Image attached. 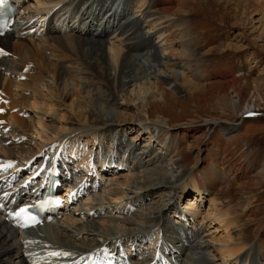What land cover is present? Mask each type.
I'll return each mask as SVG.
<instances>
[{
  "label": "bare ground",
  "instance_id": "1",
  "mask_svg": "<svg viewBox=\"0 0 264 264\" xmlns=\"http://www.w3.org/2000/svg\"><path fill=\"white\" fill-rule=\"evenodd\" d=\"M36 1L10 0L11 5L19 6L14 14L16 20L8 25L11 28L14 27V30L10 31L12 34L5 32L3 35L7 34L5 36V38L7 37L6 42L0 40L2 46L0 51L6 57L0 56V58H4L0 61V66L3 68L4 75L8 74V77L1 76L2 80H0V120L9 124L11 128L24 129L26 122L24 118L20 117L22 112L15 100L14 96L16 94L13 92L14 88L19 86L18 84H22L19 82L17 75L26 79L24 81L25 86L34 85L41 89L47 87L45 81L46 76L49 75L56 93L50 105L45 109L46 113L49 112V115L51 113L47 118L48 120H46L49 123L45 128L55 130V132L46 134V136L43 135L44 137L41 136L45 145L43 153L38 152L36 154L34 150L25 149L24 145H20L23 142L21 143L19 139L16 142L20 143L16 151H23L25 153L24 157L27 156V158H16L13 156L15 151L13 147L0 143V164L7 162L12 167L16 166L11 168L7 174H0V264L17 256L19 253L16 247L20 238L22 240L28 238L23 237L21 228L13 229L8 226L7 221L3 219V208H15L21 202L28 201L29 198H39L42 192L43 180L54 181L57 179L59 185H65V187L63 194L59 192V189H51L61 200L55 202L54 206L51 204L45 205L44 209L40 210L42 218L48 214L52 217L61 215L63 219L59 221L62 225L74 227L75 224L81 223L82 217H94L91 211L97 210L98 207H92L93 198L88 195V192H81L84 188L82 190L70 189L71 182H73L72 174L74 173H76L77 178H83L84 181L88 182L92 181L94 184L103 181L108 198L112 201V207L114 208L123 209L124 207H130L131 204L134 206L135 203H138L140 207L141 205L144 206L138 214L142 218L141 222L145 225L143 231L151 229L150 226L156 224L164 235L166 231L163 229L168 228L169 215L178 218L174 220L175 222L171 220L173 227L176 226L177 230H181L178 237L176 234L177 239L171 237L167 242L163 239L162 241L160 238L156 242V237L146 236L147 246L141 244L144 238L143 234L147 231L141 232L129 228L126 235L110 239V237L104 235L105 232H100L98 227L94 226V221H90L87 224L90 228H87L86 232L91 234L92 238L89 239L88 244L101 243L99 241L103 239L107 242L117 240L111 252L120 250V258L113 257L111 259L110 257L107 264H151L153 261L152 264H173L178 257H182V248H185L182 238H185L184 240L189 241L191 244L193 243L191 251L194 254L208 249L210 242L198 240L197 232L200 228L206 231L207 229L204 228L212 222L217 227L222 226L226 229V232L232 228L233 231L229 234L226 233V240H223V243L218 241L220 244L210 258H208L206 252V254L203 253L202 261H205L206 264L209 263L207 261H212L214 264H264V231L257 230L254 239L249 243V250L246 251V254H242V250L248 242L246 237L243 236L242 228L236 229L239 220L232 215L231 207L233 204H230L232 200H228L230 188L225 178L218 175V172L209 166L204 168L195 166V168L185 170L182 163L177 160L176 154L172 156L168 154V149L171 148L172 143L169 138L170 130L166 127L168 126L167 122L158 118L159 116L156 117L157 119H151L147 114L149 103L153 101V98L173 99L175 93L184 85H187L191 91L198 89L199 78L196 71L203 64V61L195 50L194 39L189 33L190 25L188 26L187 22L180 20L176 9H174L178 5L184 7L185 2L183 0ZM51 10L52 13L50 14ZM47 13H49L48 17H46ZM122 13L129 15H127V19H123V25H118L119 22L116 23V19ZM95 18L97 21H94ZM61 27L70 28V30L73 29L85 35L82 40L80 36L74 37V51L60 40L58 34H55L62 32L59 31L62 30ZM33 30H41L43 35L44 33L47 34L46 38L42 39V44H46L45 48L47 50L51 49L58 60L67 58L71 63H73L72 60H80L82 64H85L79 56L77 48L82 47L83 41L86 45H89L97 61H100V65L105 69L104 77L101 78V81L99 80L104 88H96L91 79L88 85L90 87L86 91L88 94L86 99L75 88L78 77L75 74L71 75L72 71L67 74L61 61L57 62L58 65L55 66L54 71L49 70L47 62L44 60L47 59V56L42 54V51L45 50L42 47L29 45L25 39H22L27 37L31 41ZM74 64L73 67L75 68L76 64ZM26 68L28 69L26 70ZM75 73L78 74L77 70ZM64 74L70 76L65 78L62 85V75ZM94 77L99 79L98 76ZM229 82L234 90L238 89L236 77L232 76ZM71 95L76 97L77 101L73 98L67 104V100ZM34 97L36 96L34 95ZM31 105L33 108H37L34 101L31 102ZM103 105L105 106L104 115L99 111L100 106ZM256 105L247 102L241 111V115L248 114L252 111L251 107ZM130 106L143 114L135 116V120L140 123L137 133L142 135L140 132L142 129H145L147 133L149 132V134H146V140L142 145L132 139L124 144L117 138L118 133L121 130L124 132L126 127H118L117 125L114 130L106 128L99 130L100 127L112 124L106 118L116 121L124 119V117L120 118L124 113L123 108H130ZM59 110L62 112H59ZM5 112L6 114H4ZM37 118H40V114L37 115ZM43 123V121L38 122V126L42 128ZM31 127L36 128L35 126ZM68 132L76 134L73 141L66 140L70 134ZM91 137L96 138L89 140ZM52 140L58 141L53 144L51 143ZM58 143H60L61 148L58 149V152H55ZM78 143L79 147L77 146ZM153 144L160 146L161 152L157 155L149 153V149ZM94 145L95 148L99 147L101 151L103 150L104 158L96 160L89 158L86 150L89 149V146L93 147ZM38 154L40 157H38ZM43 155L47 157L42 160ZM29 156H31L30 159ZM13 158L19 161L16 163L17 165L13 163ZM37 161L42 164L43 169L41 168L39 171L32 170L31 165H34ZM125 162L131 163L137 174H134L128 168L123 172L122 168H126ZM48 165L53 169V173L56 171L55 177L57 178L52 176L50 170L46 172ZM110 171H121L125 174L117 173L118 175L102 177L105 172ZM187 171H189L187 177L182 179ZM71 172L73 173L71 174ZM63 182L68 184H63ZM190 189L193 195H188ZM153 190L157 192L162 190L163 194H174L176 190L171 205L161 214L162 218L158 216L161 208L156 205L157 200L151 196ZM206 194L210 195L208 197L209 204L204 213L205 215H199V224L196 226L198 230L195 231L190 224L196 225L195 217H197L198 208H191L196 205V198L199 199ZM52 195L49 191L43 197L51 198ZM128 195L132 196L128 197ZM188 196L196 198H191L192 201L187 203ZM23 197H26V199L23 200ZM181 200H183V204L185 202V205L180 209L177 205ZM116 202L118 203L116 204ZM73 203L75 205L70 208L69 205ZM90 204L91 207H89ZM176 229H173L172 232H176ZM37 230H32L31 234L42 241L38 236L40 230L38 232ZM66 237L67 240L61 239L62 245L59 246L67 248L72 243L71 239H76V236L70 233ZM229 238L232 243L229 242ZM228 239L229 243L227 244ZM30 241L29 243L33 244V240L30 239ZM41 241H37V243L42 246L45 245L46 248L44 247L43 251L40 250L37 255L36 253L33 254L35 250L32 253L30 252L29 255L19 254L20 262L18 264H41L39 263L40 258L45 256L55 261L51 264H81L83 262V258L78 261L62 259L60 256L64 251L59 252L57 247H52L53 245ZM177 241H181V245L178 246L175 243L172 246V243ZM158 243L160 246L157 248ZM170 244L171 246H169ZM78 250H81V248ZM78 250L74 249V251ZM211 251L210 249L207 250L209 253ZM154 252H156V256L152 261ZM43 253L45 254L42 255ZM134 256L138 259H133ZM162 259L166 262L163 263ZM189 262L186 260L182 264H189ZM194 262L197 263L193 261L191 264H194ZM42 264L50 263L42 262Z\"/></svg>",
  "mask_w": 264,
  "mask_h": 264
},
{
  "label": "rangeland",
  "instance_id": "2",
  "mask_svg": "<svg viewBox=\"0 0 264 264\" xmlns=\"http://www.w3.org/2000/svg\"><path fill=\"white\" fill-rule=\"evenodd\" d=\"M183 1L185 2L184 7L178 5L174 9H176V13H178V18L187 22L188 26L190 25L189 33L194 39L195 50L203 61V64L197 68L196 71L199 78L198 89L191 91L187 85H184L177 93H175L173 99L166 100L161 99L160 97L153 98V101L149 103V112L147 114L151 119H157L156 117L159 116L158 118L164 119V121L167 122L168 126L166 127L170 130L169 138L172 143L171 148L168 149V154L169 156L176 154L177 160L182 163L185 170H190L192 167L195 168V166L201 168L209 166L218 172V175H222L225 178L230 188V197L228 200H232L230 204H233L231 212L232 215L239 220L236 229L242 228L243 236L246 237L248 242L242 250V254H246V251L249 250L250 247L249 243L254 239L257 230L261 232L264 231V0ZM127 15L129 14H120L116 19V23L119 22L118 25H123V19H127ZM95 20L97 21L96 18L94 21ZM61 29L62 30H59L62 31L61 33L57 32L55 34H58L60 40L65 42L67 47L71 50L74 48V37L80 36V39L82 40L85 36L73 29L70 30V28L61 27ZM41 32V30H33L31 32V34H33L31 35L32 43L27 37L22 39H25L27 41L26 43L29 45L42 47L45 50L42 51V54L47 56V59L45 58L44 60L47 62L49 70L54 71L55 66L58 65L57 62L61 61L66 68L67 74L72 71L73 73L70 74H75L76 77H78V82L75 88L78 89L86 99L88 96L86 91L90 87L88 85L91 79L93 83H95L94 86H96V88H104L102 83H99V80L101 81V78L104 77L105 69L100 65V61H97V58L89 48V45H86L83 41L82 47L77 48L79 50V56L85 64H82L80 60H72V62L76 64H74L76 66L74 68L73 63L68 61L67 58L58 60V58L53 55L50 47V50L45 48L46 44H42V39L46 38L47 34L44 33L43 35V32L42 34ZM5 36H1L0 40L6 42L7 37L5 38ZM0 48L2 49L1 45ZM4 55L5 54L0 51V56L5 57ZM3 59L4 58H0V61ZM27 69L28 68H26V70ZM76 70L78 74L75 73ZM7 75L8 74L4 75L3 68L0 66V80H2L1 76ZM68 76L65 74L62 75L64 78H62L63 81H61L62 85L65 78ZM94 76H98L99 79ZM232 76L237 79V90H234L229 82ZM17 77L22 84H18L19 86H16L13 92L16 94L14 97L20 111L22 112L20 117L24 118L26 127L22 130L14 127L11 128L9 124L3 123L0 120L1 126L8 125V127H0V135H2L0 143L2 145L6 144L5 146L11 148L13 147L15 150L13 156L19 159L27 158V156L24 157L25 153L23 151H16L20 144L16 143L19 139L21 143L23 142L20 145H24L25 149L29 151L34 150L36 154L38 152L43 153L45 145L42 142V138L46 136V134L55 132V130L45 128L47 123H49L46 120H48L47 118L51 115V113L49 115V112L46 113L45 109L50 105L51 100H53L56 90L52 86L53 84L50 81L49 75L46 76L45 81L47 87L42 89L37 88L34 85L25 86L24 81H26V79L20 75H17ZM91 88H93V86H91ZM34 95L36 97H34ZM73 98L77 101L76 97H72L71 95L67 100V104ZM33 101L36 103L37 108H33L31 105V102ZM247 102L257 105L251 107L252 111L248 114L241 115V111ZM104 107L105 106L103 105L99 108L100 113L103 115L105 114ZM123 109L124 113L120 118L124 117V119L116 121L106 118L108 122L112 124L100 127L99 130L105 128L114 130L117 128V125L118 127H126L124 132L121 130V132L118 133L117 138L124 142V144H127L132 139L134 142L142 145L146 140V134H149V132L147 133L145 129H142L140 131L142 135L137 133L140 123L135 120V116L143 114L137 112L136 108H131V106L130 108L125 107ZM59 112L62 111L59 110ZM4 114H6V112ZM39 114L40 118H37V115ZM40 121H43V124L45 125H42V128L41 126H38V122ZM161 124L164 125V123ZM31 126H35L36 128L33 129ZM68 134V139L66 140L73 141L76 134L74 135L73 132H68ZM95 138L96 137H91L89 140ZM2 140H4V142H2ZM5 140H7V143H5ZM57 141L58 140H52L51 143L54 144ZM59 144L60 143H58L55 152H58V149L61 148ZM77 146H80L79 143ZM149 150L151 155H157V153L161 152L160 146H155V144H153ZM86 153L89 154V158L94 160L105 157V154L103 155V150L101 151L99 147L95 148V145L93 147L89 146ZM162 154L165 155L164 153ZM30 157L31 156H29V159ZM38 157H40L39 154ZM45 157L47 156L43 155L42 160ZM13 160L17 163L19 162L17 159L13 158ZM32 165L31 168L34 167V170H39L41 166L39 162L34 163L33 166ZM125 166L126 168H122L123 172L128 168L134 174L136 173V169H133L131 163L125 162ZM123 172H105L104 175L102 174V177L116 175L117 173L124 175L125 173ZM72 173L73 172H71V174ZM188 173L189 171L184 173L182 179L187 177ZM75 175L76 173L72 174L73 182H71L70 185L71 190L76 188L82 190L84 188L82 191L85 190V192H88V195L93 198L92 207H98L97 210L94 211V214H97V216L91 218L89 216L82 217V221L80 220L81 223L75 224L74 227L62 225L61 221H59L63 219L62 216H55L50 220L42 221L33 229L40 230V232L37 230L38 236L40 235L43 237L47 243L41 238L42 241L46 244L53 245L52 247H54L55 244L62 245L61 239L67 240L66 235L68 233L76 236V239H71L72 243L67 248L59 246L61 251H64L60 256L61 258H73L76 260L87 256V253H90L89 257H92L93 264H107L108 256H111V259L113 256L120 257V253L111 252L114 249V247L111 246L112 244L115 245L117 240H109L110 242H108L107 246L102 250L96 249L95 242L88 244L89 239L92 238V235L86 232L87 228H90L87 226L90 221H94V226L96 228L98 227L100 232H105L106 234L104 233V235H107L110 239H116L118 236L126 235V231L129 228L141 232L148 231L149 234L148 232L143 234L144 238L141 241V244H144V246L147 244L145 237L150 234L153 237L158 232L157 235L160 236L161 240L163 239L167 242L169 241V238L176 237V234L178 237V235L181 234V230H177L175 228L176 226L173 227L172 221L175 222L174 220L178 219L175 218L174 215L173 217L169 215L170 217L167 224L168 228L163 229L166 231L167 235H165L166 233L163 235L158 227V231L157 229L152 230L153 228L151 227L157 226L156 224L150 226L151 230L143 231L145 225L141 222L142 218L139 217L138 214L142 211L144 206L142 207L141 205L140 207L138 203H135L134 206L131 204L130 207H127L129 208L128 211H125V209H127L126 207H124L125 209L115 207V209L112 207V201L108 198L103 181L100 183L94 181V184L92 181L88 182L84 181L83 178L79 179ZM63 184L68 183L63 182ZM64 187L65 185L59 186V192L61 194ZM175 191L174 194H163L162 190L158 192L153 190L151 196L157 200L156 205L161 208L158 213L159 218L171 205L175 196ZM190 194L193 195L192 190L188 192V195ZM130 196L132 195H128V197ZM209 196L210 195L206 194L199 199L196 197L192 198L191 196L192 199L196 198L197 202L196 205H194V208L192 207L191 209L198 208L197 217H195L196 225L190 224L195 231L198 230L196 228L199 224L198 219L201 215H205L204 213L209 204ZM188 198L187 203H190L192 199L190 196H188ZM25 199L26 197H23V200ZM193 201L195 202V200ZM117 203L118 202H116V204ZM73 205L75 204H70V208H73ZM184 205L185 202L183 204V200H181L177 207H180L181 209ZM89 207H91V204ZM176 210L178 211V209ZM173 229H176V232H172ZM204 229L207 230L203 231L201 228L198 230L197 239L201 240V242L202 240L209 241L210 246L208 249H205V251L202 250V252H198V254H194L193 251H191L193 243L191 244L189 241L184 240L185 238H182V242L185 243V248H182V257H178L176 260L177 262L175 261L173 264H182L183 261L186 260L188 262L190 261L189 264L193 261L197 262H194V264H206L205 261H202L203 253H207L208 258H210L211 254L215 253L217 246L220 243H223V240H226V233L228 232L229 234L233 231L232 228L228 229L226 232V229L222 228L220 225L217 227L213 222ZM157 235L155 236L156 242H158ZM229 239L226 241L227 244L229 242L232 243V240L230 239L229 241ZM103 240L105 241V239ZM218 241H220V243ZM182 242H174L172 243V246H174L175 243L179 246ZM25 244L31 245V253L35 250L33 254L36 253L37 255V253L40 252V249L34 248L33 244L28 242V238L23 240L20 238L19 244L16 247L19 254H21V248L24 251L27 249ZM159 246L158 243L157 248ZM169 246H171V244ZM79 248H81V250H78ZM74 249L78 251H74ZM209 249L213 252H207ZM150 251H152V248ZM19 254L3 264H18L20 262ZM133 259L136 260L138 258L134 256ZM43 260L49 259L41 257L39 263L42 264ZM162 261L163 263L166 262L164 259H162ZM207 262H209L207 264H214L212 261Z\"/></svg>",
  "mask_w": 264,
  "mask_h": 264
},
{
  "label": "snow or ice",
  "instance_id": "3",
  "mask_svg": "<svg viewBox=\"0 0 264 264\" xmlns=\"http://www.w3.org/2000/svg\"><path fill=\"white\" fill-rule=\"evenodd\" d=\"M4 2V0H0V4H2Z\"/></svg>",
  "mask_w": 264,
  "mask_h": 264
}]
</instances>
